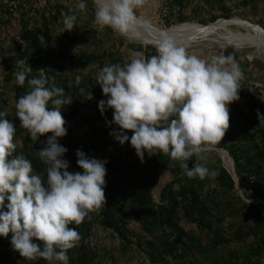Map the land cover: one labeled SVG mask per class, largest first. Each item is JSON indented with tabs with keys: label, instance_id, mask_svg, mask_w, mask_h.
I'll use <instances>...</instances> for the list:
<instances>
[{
	"label": "rangeland",
	"instance_id": "374dc122",
	"mask_svg": "<svg viewBox=\"0 0 264 264\" xmlns=\"http://www.w3.org/2000/svg\"><path fill=\"white\" fill-rule=\"evenodd\" d=\"M8 1L0 0V7ZM173 6L177 14L165 25L156 0H145L136 15L160 30L240 22L176 40L209 62L232 57L243 74L240 99L229 105V129L221 145L203 153L216 176L203 180L187 177L169 155L146 152L142 162L130 142L116 140L121 130L112 122L114 110L102 113L99 108V101L107 99L97 84L99 71L124 65L135 52L150 58L159 42L141 27L127 37L101 29L94 24L93 0H87L83 12L77 0H50L45 9L9 14L0 8V111H7L16 127L13 155L29 159L46 182L47 166L38 151L52 134L33 142L16 116L15 104L30 88L27 79L18 86L15 74L30 66L27 78L42 76L46 86L63 88L72 98L60 106L67 135L58 140L68 150L69 171L83 172L77 150L106 162L105 204L80 225H70L81 239L67 253L69 264H264V121L258 116L264 115V38L253 30L264 28V0H173ZM73 14L74 29L67 31L64 17ZM197 162L193 157L189 167ZM11 236H0V264H50L23 258Z\"/></svg>",
	"mask_w": 264,
	"mask_h": 264
},
{
	"label": "clouds",
	"instance_id": "9594fccd",
	"mask_svg": "<svg viewBox=\"0 0 264 264\" xmlns=\"http://www.w3.org/2000/svg\"><path fill=\"white\" fill-rule=\"evenodd\" d=\"M93 3L94 24L101 29L108 27L127 37L150 26L136 15L145 0ZM77 8L86 11L87 0H77ZM76 20L75 14L64 17L67 31L74 29ZM156 53L146 58L135 52L124 65H105L96 77L107 98L99 101V108L102 113L114 110L112 122L121 130L116 140L121 145L130 142L142 162L146 152L165 154L179 161L190 179L215 177L216 170L206 166L203 153L221 145L229 129V105L240 99L242 71L232 57L209 62L167 36L156 46ZM31 72L29 66L15 74L18 86L23 87L27 79L30 88L16 102V116L33 142L52 134L38 151L47 166V180L34 172L29 159L13 155L16 127L6 118L7 111H0V236L11 233L14 250L27 260L69 264L67 253L81 239L70 225H80L105 204L106 162L77 150L83 172L69 171L70 162L64 159L68 150L58 140L67 135L60 106L71 104L72 98L64 95L63 88L46 86L42 76L27 78ZM258 116L260 123L264 121V115ZM193 157L199 162L189 167Z\"/></svg>",
	"mask_w": 264,
	"mask_h": 264
},
{
	"label": "bare ground",
	"instance_id": "6f19581e",
	"mask_svg": "<svg viewBox=\"0 0 264 264\" xmlns=\"http://www.w3.org/2000/svg\"><path fill=\"white\" fill-rule=\"evenodd\" d=\"M141 22H143L141 20ZM237 22L240 23L238 20H223L214 24H210L209 26H202V25H197V26H183V27H177V28H172L170 30H160L156 28L152 23L150 24L149 27H141L152 39L156 40L157 42H160L162 39L165 38V36L172 38L175 42L176 40H179L184 37H189V36H195V34L199 33H205V34H199L200 36L202 35H208L214 32H217L218 30L224 28L230 23ZM251 25V24H250ZM249 25V27H251ZM253 28V27H252ZM253 30L256 31V33L261 35L264 38V30L261 29L260 27L258 28H253Z\"/></svg>",
	"mask_w": 264,
	"mask_h": 264
},
{
	"label": "built area",
	"instance_id": "2783aa9c",
	"mask_svg": "<svg viewBox=\"0 0 264 264\" xmlns=\"http://www.w3.org/2000/svg\"><path fill=\"white\" fill-rule=\"evenodd\" d=\"M50 0H10L4 6L0 7L5 14L15 13L19 10L27 9H45ZM159 19L162 24H166L177 14L173 6V0H157ZM240 89L241 85H240Z\"/></svg>",
	"mask_w": 264,
	"mask_h": 264
},
{
	"label": "water",
	"instance_id": "95a60500",
	"mask_svg": "<svg viewBox=\"0 0 264 264\" xmlns=\"http://www.w3.org/2000/svg\"><path fill=\"white\" fill-rule=\"evenodd\" d=\"M227 20H228V19H227ZM257 26L260 27V28H262V27L259 26V25H257ZM262 29H264V28H262ZM230 158H231V157H230ZM232 171H233V170H232ZM232 176H233V178H234V180H235V182H236V185H237L238 189H240V188H239V182L236 180V175H235L234 171H233Z\"/></svg>",
	"mask_w": 264,
	"mask_h": 264
},
{
	"label": "trees",
	"instance_id": "16d2710c",
	"mask_svg": "<svg viewBox=\"0 0 264 264\" xmlns=\"http://www.w3.org/2000/svg\"><path fill=\"white\" fill-rule=\"evenodd\" d=\"M231 154H232V153H231ZM232 155H233V158L236 159L235 155H234V154H232ZM227 176H228V178L230 179V183H234L233 178H232L230 175H227Z\"/></svg>",
	"mask_w": 264,
	"mask_h": 264
},
{
	"label": "crops",
	"instance_id": "0c3cea01",
	"mask_svg": "<svg viewBox=\"0 0 264 264\" xmlns=\"http://www.w3.org/2000/svg\"><path fill=\"white\" fill-rule=\"evenodd\" d=\"M156 6H157V0H156Z\"/></svg>",
	"mask_w": 264,
	"mask_h": 264
}]
</instances>
